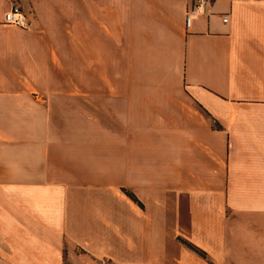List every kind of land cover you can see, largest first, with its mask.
Segmentation results:
<instances>
[{"label": "crops", "instance_id": "obj_1", "mask_svg": "<svg viewBox=\"0 0 264 264\" xmlns=\"http://www.w3.org/2000/svg\"><path fill=\"white\" fill-rule=\"evenodd\" d=\"M197 1L0 0V264H264V0Z\"/></svg>", "mask_w": 264, "mask_h": 264}, {"label": "built area", "instance_id": "obj_2", "mask_svg": "<svg viewBox=\"0 0 264 264\" xmlns=\"http://www.w3.org/2000/svg\"><path fill=\"white\" fill-rule=\"evenodd\" d=\"M207 0H198L197 3L191 6L186 11V16L184 18L185 25L190 26L192 20L203 12V6ZM224 18L223 20H225ZM3 22L5 24L14 25L20 27L21 29H26L29 27L28 17L21 10L18 4H13L6 12L3 13Z\"/></svg>", "mask_w": 264, "mask_h": 264}, {"label": "trees", "instance_id": "obj_3", "mask_svg": "<svg viewBox=\"0 0 264 264\" xmlns=\"http://www.w3.org/2000/svg\"><path fill=\"white\" fill-rule=\"evenodd\" d=\"M129 196H130L132 199H134L135 201H137V199L135 198L134 195H132V194L129 193ZM182 242H183L186 246L190 247L191 249L195 250L196 252H198V253H200L202 256H204V253H203L199 248H197V247H195V246H193V245H191V244H188V243H186V242L183 241V240H182Z\"/></svg>", "mask_w": 264, "mask_h": 264}, {"label": "rangeland", "instance_id": "obj_4", "mask_svg": "<svg viewBox=\"0 0 264 264\" xmlns=\"http://www.w3.org/2000/svg\"><path fill=\"white\" fill-rule=\"evenodd\" d=\"M157 222V221H156ZM180 239V238H179ZM183 240L182 238L180 239V241Z\"/></svg>", "mask_w": 264, "mask_h": 264}]
</instances>
